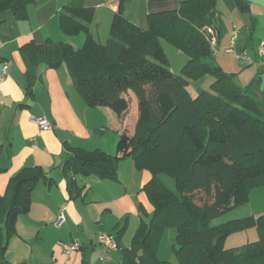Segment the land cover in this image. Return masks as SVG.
<instances>
[{"label":"trees","instance_id":"16d2710c","mask_svg":"<svg viewBox=\"0 0 264 264\" xmlns=\"http://www.w3.org/2000/svg\"><path fill=\"white\" fill-rule=\"evenodd\" d=\"M128 1L119 0L105 44L89 30L95 8L83 0H68L59 13L60 27L66 35L85 33L83 45L75 48L49 38L21 47L31 96L38 65L45 63L52 69L66 66L88 107L108 106L121 114L128 108L125 92L132 90L138 98L135 132L120 134L116 153L70 148L61 165L70 195L80 192L76 175L118 180L120 162L132 158L138 169L152 174L142 189L153 210L149 220H141L131 246L123 249L121 264H161L157 252L168 227L178 229L174 250L180 264H264V213L210 224L247 203L252 189L264 187V112L229 73L204 61L213 49L203 29L214 26L218 0H182L178 8L149 13L147 28L125 17ZM35 2L0 0V13L10 10L25 20ZM235 2L242 12L249 10L246 0ZM162 39L188 55L180 74L171 69ZM209 71L214 75L210 88L192 97L187 84ZM160 175L174 177L183 197ZM43 179L53 181L41 165L24 167L0 193V263L18 217L30 212L32 192ZM200 190L206 194L198 203L195 194ZM249 228H256V240L238 248L226 246L231 234Z\"/></svg>","mask_w":264,"mask_h":264},{"label":"crops","instance_id":"0c3cea01","mask_svg":"<svg viewBox=\"0 0 264 264\" xmlns=\"http://www.w3.org/2000/svg\"><path fill=\"white\" fill-rule=\"evenodd\" d=\"M83 1L87 7L95 8L90 33L98 42L105 44L119 0ZM181 1L130 0L124 5V15L140 27L147 28L149 13L178 8ZM224 1H227V10H217L214 21L218 44L224 48L234 44L259 61L257 48L264 43V0H246L249 3L247 12H242L234 0ZM67 2L36 0L28 6V18L25 20L16 19L10 10L0 13V73L4 65L8 66L0 84V167L4 169L0 171V193L6 192L9 179L21 169L41 165L53 181L50 183L43 179L37 184L32 192L30 212L18 217L16 236L27 241L28 235L33 234L30 228H33L37 237L47 239L51 236L45 230L53 224L59 231L56 241L68 243L78 240L82 247L68 255L55 241L51 254L42 251L36 254L31 249L29 255L21 259L10 257L8 249L0 264H6V261L7 264H121L123 249L131 246L132 238L144 219L140 211V205L145 203L141 191L152 174L146 169H138L132 158L120 162L118 180L76 175L80 192L79 195L75 192L73 197L61 170L70 148L101 149L114 154L120 134L123 131L134 134L139 116L135 93L129 90L123 94L129 106L121 114L108 106L96 110L85 104L65 65L52 69L45 63L38 65L33 96L28 93V77L21 53L24 44L31 41L42 44L49 38L54 41L60 38L73 46L85 41L86 34L67 36L60 29L59 13ZM238 62V71L230 75L242 91L258 101L264 112V70L257 64L253 66L244 60ZM33 117L47 118L52 128L41 129ZM112 126L116 132L113 139L112 136L97 138ZM95 128H103L104 131L96 135ZM198 192L206 194L205 190ZM262 213L264 187H256L250 192L247 203L230 210L224 219L212 226ZM62 214L65 220L58 225ZM124 218L125 225L122 224ZM123 226L126 228L117 238L118 246L109 249L105 255L107 259L103 260V247L97 240L99 235L112 233L117 237ZM240 233L246 242L258 238L256 228Z\"/></svg>","mask_w":264,"mask_h":264},{"label":"rangeland","instance_id":"374dc122","mask_svg":"<svg viewBox=\"0 0 264 264\" xmlns=\"http://www.w3.org/2000/svg\"><path fill=\"white\" fill-rule=\"evenodd\" d=\"M227 6H228L227 1L218 0L217 6H216V12H217V10L221 11V12H223V11L225 12L227 10ZM217 19H219V17H217ZM60 29H61V27H60ZM83 34H85V33H83ZM67 36H76V35H67ZM57 41L60 42L61 41L60 38H58ZM65 43H67V42H65ZM162 43H163L164 49H165V51L169 57L171 69L173 71H175L176 73L180 74L184 64L189 59L188 55L164 39H162ZM68 44H70V43H68ZM242 44L244 45L245 42L242 41ZM82 45L83 44H76V46H73V45L72 46L75 48H79ZM230 46H233L235 52L239 55L245 53L244 49L239 50V49H237V47L234 44H231L228 47H230ZM228 47H225V48H228ZM225 48L221 44H218V42H217L215 48H212L213 54L210 55L209 57L205 58L204 61L212 69L220 68V69L228 72L229 74L233 75L238 71L239 59L235 55L224 53ZM247 55L256 59L251 53H248ZM255 61H258V59H256ZM253 66H257V65L254 64ZM213 81H214V75L212 74L211 71H209L206 74H204L202 77H200L199 79L191 81L189 84H187L186 87H187V90L189 91V93L191 94L192 97H197L203 90L209 89L211 86V83ZM126 101L128 102V100H126ZM128 106H129V103H128ZM92 108H95L96 110H101V109H98L99 107H92ZM95 129H97V128H95ZM110 136H112V139L114 138V136H116V132H115L113 126H112V128L110 127L107 132H104L100 136H97V138H108ZM118 140H119V138H118ZM117 143H118V141L116 142V145H117ZM113 153H116V150H114ZM80 176H82L84 178L89 177V176L79 175V177ZM90 176H92V175H90ZM162 179H163L164 183L170 189H172L174 192H177L181 197H183L182 194H180L178 192L176 180L174 179V177L169 176V175H162ZM141 193H142V199L145 201V203L140 205V211H141L142 217L144 218V220H146L149 218L150 214L152 213L153 207H152V203L149 199V196L147 195V191L142 189ZM204 195H205L204 192H198L195 194V197L198 200L197 201L198 203L201 202L199 200ZM196 209H197V206H196ZM228 212H226V213H228ZM148 213H149V215H148ZM226 213H223V214L218 215V216L214 217L213 219H211L210 224L211 225L217 224L216 222L224 219L223 217L226 216L225 215ZM214 219L215 220L217 219V220L214 221ZM125 222H126V218H124V221L122 224L125 225ZM16 224H17V222H16ZM48 228H49V230H48ZM48 228L45 231L50 232L49 233V236H51L50 238L47 237V239H44V238L42 239L41 236L37 237L34 234L35 230L33 231V228H30V230L33 232V234L28 235V238L26 239L27 241H23L20 237L16 236L17 235V228H16V233L13 234L12 236H10V238L8 240L7 239L8 238L7 230L4 229L6 241L8 240V247H7L6 252L9 249L10 257H12V258L17 257L19 259H21V257H23L25 255H29L31 249H33L34 252H36V254H39V252H41V251L46 252V254H51V251L53 248V243L56 241L57 237L59 236L58 235L59 231H58L57 227H55V225H53V224H51V226ZM240 232L241 231H238L239 235H234L237 232L231 234L230 238L226 242L227 247L238 248V247L244 245L245 243H247L246 242L247 240H245V241L243 240L244 235H242ZM177 234H178L177 227H168L165 229L163 237H162L161 242H160L158 252H157V256H158L159 260L161 261V264H180L179 259L175 253V250H174V247L175 246L177 247V245H178L177 244ZM248 234H251V231ZM232 235H234V237ZM245 239H247V238H245ZM75 241H78V240H75ZM242 241H244V242H242ZM57 243H58V245L62 246L63 244H71L72 242L67 243V242H62V241H56V244ZM6 264H7V261H6ZM115 264H119V262H116Z\"/></svg>","mask_w":264,"mask_h":264},{"label":"built area","instance_id":"2783aa9c","mask_svg":"<svg viewBox=\"0 0 264 264\" xmlns=\"http://www.w3.org/2000/svg\"><path fill=\"white\" fill-rule=\"evenodd\" d=\"M204 34L206 38L208 39L210 45L212 48H215L218 40L216 37V30L215 27L212 25H206L204 27ZM258 55H259V61L256 62L251 56H248L246 53L243 54H237L233 48V46H230L228 48H225L224 53L226 54H232L237 56L239 60H244L247 64H257L260 69L264 70V43L260 44L257 48ZM8 66L4 65L3 69L0 73V84L3 82L5 75L7 73ZM33 120L39 124L41 129L46 130L52 128V125L50 121L45 117H33ZM65 220L64 215L62 214L60 217V220L58 222V225H61L63 221ZM99 244L103 247V255L102 259L106 260L107 257L105 256L109 249H114L118 246V242L116 239V236L114 234H101L98 238ZM63 250L66 254H71L73 251L80 250L81 243L79 241H73L71 244H63L62 245Z\"/></svg>","mask_w":264,"mask_h":264},{"label":"water","instance_id":"95a60500","mask_svg":"<svg viewBox=\"0 0 264 264\" xmlns=\"http://www.w3.org/2000/svg\"><path fill=\"white\" fill-rule=\"evenodd\" d=\"M104 131V129H102V128H97V129H95V134L96 135H99L100 133H102Z\"/></svg>","mask_w":264,"mask_h":264}]
</instances>
